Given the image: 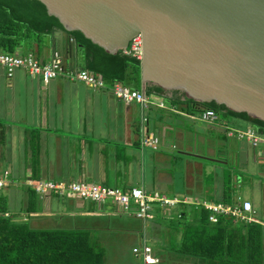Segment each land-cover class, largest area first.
Instances as JSON below:
<instances>
[{"label": "crops", "instance_id": "crops-1", "mask_svg": "<svg viewBox=\"0 0 264 264\" xmlns=\"http://www.w3.org/2000/svg\"><path fill=\"white\" fill-rule=\"evenodd\" d=\"M60 31L64 30L41 35L39 42L19 46L15 52L30 51L39 62H48L57 50L55 35ZM62 50L67 69H82L81 55L72 39L69 44L62 40ZM141 86L150 99L173 110L154 105L143 109L135 102L116 99L106 89H92L63 76L44 83L17 68L6 77L0 67V172L8 171L12 180L0 188V197H4L6 212L14 220L24 217L31 228L88 230L103 257L105 248L111 247L126 252L128 259L136 258L131 249L145 244L157 258L155 264H199L194 257L170 247L169 239L179 238L177 229L171 227L173 213L187 210L190 203L166 208L152 203L153 218L143 222L132 211H120L111 201L97 204L33 192V209L26 211L29 188L24 181L29 178L82 181L121 190L136 187L156 190L167 198L211 202H221L229 186L230 204L248 200L253 209L251 222L263 226L264 189L258 177L264 174V151L227 136L225 130L251 124L235 117L226 121L217 117L212 123L199 120L198 109L188 111L182 94L181 102L175 103L172 91L156 92L149 88L153 85H144L139 75ZM144 132L158 139L155 149L139 144ZM203 171L212 174L207 184L201 177ZM255 185L259 187L256 199L240 197L242 186L251 189ZM262 251L264 255V233ZM113 255L119 256L116 252Z\"/></svg>", "mask_w": 264, "mask_h": 264}, {"label": "water", "instance_id": "water-1", "mask_svg": "<svg viewBox=\"0 0 264 264\" xmlns=\"http://www.w3.org/2000/svg\"><path fill=\"white\" fill-rule=\"evenodd\" d=\"M120 54L141 36L142 83L264 123V0H0ZM63 35V38H62Z\"/></svg>", "mask_w": 264, "mask_h": 264}, {"label": "trees", "instance_id": "trees-1", "mask_svg": "<svg viewBox=\"0 0 264 264\" xmlns=\"http://www.w3.org/2000/svg\"><path fill=\"white\" fill-rule=\"evenodd\" d=\"M63 30L57 25L38 20L0 2V52L13 53L19 46L31 47L41 35ZM80 52V68L100 74L106 83L121 82L131 88L139 87V62L127 55H116L92 46L67 31ZM67 70V66L63 64ZM162 92L157 86H149ZM178 91H172L175 103L181 102ZM188 111L199 107L209 108L249 122L264 132V123L245 113L226 109L221 104H199L184 98ZM26 211L33 209L34 191L28 189ZM34 192V193H33ZM223 203L230 204L231 190L225 187ZM159 211H156L158 213ZM6 212L4 197H0V264H97L102 249L82 228H31L22 217L14 220ZM171 227L176 228L179 238H171V250L191 256L199 264H263V226L256 222L234 219L228 215H216V221L208 220V211L202 206L173 213ZM170 227V226H169Z\"/></svg>", "mask_w": 264, "mask_h": 264}, {"label": "built area", "instance_id": "built-area-1", "mask_svg": "<svg viewBox=\"0 0 264 264\" xmlns=\"http://www.w3.org/2000/svg\"><path fill=\"white\" fill-rule=\"evenodd\" d=\"M124 55L132 57L138 62L141 59V36L137 33L133 35L127 45L120 49ZM0 67L4 69L6 77H10L17 68L26 70L30 75L37 76L42 82L56 77L63 76L69 81H78L92 89H106L113 97L124 102H135L141 108H147L154 105L159 108L173 110L171 106L165 105L162 101H153L146 93L143 86L131 88L121 82L115 81L106 83L100 74L90 72L85 69H64L63 59L57 50H53L48 62L41 63L28 51L23 54L16 52H0ZM197 118L205 122H216L217 113L209 108L199 107ZM144 120L145 118L142 117ZM226 135L248 142L252 147L264 151V132H258L255 128L248 125L244 128L226 127ZM139 144L143 147L155 149L158 139L147 132H144L139 138ZM25 185L40 196L54 195L57 197H70L83 200H89L97 204L111 201L120 211L131 212L135 217L145 222L152 219L151 204L157 203L162 208L170 207L178 203H190L192 206H202L208 211V220L216 221V215H228L234 219L244 220L247 222L254 221L252 217L253 209L248 200H242L240 203L227 204L223 202H211L206 200L189 201L187 199L177 200L167 198L159 194L156 190L145 191L142 188L131 187L121 190L116 187L101 186L96 183L82 181H54L45 179H26ZM12 183L9 173L6 170L0 172V188ZM8 216V213H3ZM264 226V224H263ZM135 256H139L142 264H155V257L151 248L145 244L141 247L131 249Z\"/></svg>", "mask_w": 264, "mask_h": 264}, {"label": "rangeland", "instance_id": "rangeland-1", "mask_svg": "<svg viewBox=\"0 0 264 264\" xmlns=\"http://www.w3.org/2000/svg\"><path fill=\"white\" fill-rule=\"evenodd\" d=\"M230 118L231 117L226 115V114L220 113L218 115V119H220V120L226 121V119H230ZM253 149H255V148H253ZM263 176H264V174H263ZM263 176H259L258 177V181L261 183V185H262V187L264 189V177ZM201 177L203 178V182L205 184H207V183L210 182V180L212 178V174L211 173L206 174V172L203 171ZM243 179H245V177H243ZM244 183H246V181ZM159 194H162V193L159 192ZM167 195H169V194H167ZM239 195H240V197L247 195V196H249V197H251L253 199H256V196L259 195V187H257L255 185L254 187L252 186V188L250 189L249 187L242 186L241 189L239 190ZM166 197H168V196H166ZM200 199H203V198H200ZM197 201H201V200H197ZM259 204H261V203H259ZM262 206H263L262 208L264 210V201L262 203ZM140 233H141V230H140ZM124 249L128 250V247L124 246ZM114 252L118 253L119 256L115 257L113 255ZM101 258L102 259H101V263L100 264H102V260H104L103 264H134V263L137 264V263L141 262L139 257L136 256V258L133 257L131 259H128L127 255H126V252L122 251L121 249H116V248H111V247H106L105 248L104 257L102 255Z\"/></svg>", "mask_w": 264, "mask_h": 264}, {"label": "clouds", "instance_id": "clouds-1", "mask_svg": "<svg viewBox=\"0 0 264 264\" xmlns=\"http://www.w3.org/2000/svg\"><path fill=\"white\" fill-rule=\"evenodd\" d=\"M248 123H249V122H248ZM250 126H252V127L256 128V130L258 131V129H257V127H256V126H254V125H252V124H251ZM258 132H259V131H258Z\"/></svg>", "mask_w": 264, "mask_h": 264}]
</instances>
